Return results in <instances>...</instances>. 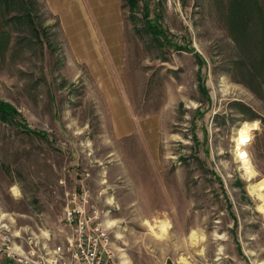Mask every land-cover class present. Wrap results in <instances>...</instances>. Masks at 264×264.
Masks as SVG:
<instances>
[{
	"label": "rangeland",
	"instance_id": "obj_1",
	"mask_svg": "<svg viewBox=\"0 0 264 264\" xmlns=\"http://www.w3.org/2000/svg\"><path fill=\"white\" fill-rule=\"evenodd\" d=\"M108 1L94 20L77 7L98 54L62 6L34 0L33 30L11 5L0 9V101L46 135L0 121V220L65 245L63 209L84 187L120 264H264L256 20L237 37L225 0H145L177 50L156 46L144 30L143 0L132 13L116 0L121 39L113 54L101 39L116 17ZM188 45L204 60L200 69ZM238 130L248 134L239 139L241 158ZM0 264L12 263L0 255Z\"/></svg>",
	"mask_w": 264,
	"mask_h": 264
},
{
	"label": "built area",
	"instance_id": "obj_2",
	"mask_svg": "<svg viewBox=\"0 0 264 264\" xmlns=\"http://www.w3.org/2000/svg\"><path fill=\"white\" fill-rule=\"evenodd\" d=\"M87 189L71 192L63 209L62 224L70 230L65 245L48 246L32 233L21 235L0 220V255L12 264H120L110 246L100 211L89 202Z\"/></svg>",
	"mask_w": 264,
	"mask_h": 264
},
{
	"label": "trees",
	"instance_id": "obj_3",
	"mask_svg": "<svg viewBox=\"0 0 264 264\" xmlns=\"http://www.w3.org/2000/svg\"><path fill=\"white\" fill-rule=\"evenodd\" d=\"M137 0H126L128 11L132 13L135 8ZM226 14L224 17L227 21V26L230 31L235 32L237 37H244V29L252 20H256L258 30L260 31L259 47L261 48L262 59L259 62H264V0H225ZM12 7L11 11H18L26 17L31 29L33 30L32 20L29 16V10L34 5V0H0V9L4 13L8 12L9 7ZM143 27L144 30L150 35L156 46H168L172 49H181V45L167 37V31H165L159 24V14L156 10H152L153 14L148 17L151 9L148 2L143 0ZM254 15V17H251ZM188 49L194 54L197 62V67L200 69L204 64V60L201 56L193 52L192 46L188 45ZM253 68V67H252ZM256 72V71H255ZM250 79L252 77L249 75ZM197 82L201 93L208 99L207 90L203 87L202 76L198 70ZM15 120H17L15 122ZM0 121L10 124H15L24 128L25 132H31L37 134L39 137H46L45 132L35 131L30 128H25V124L19 114V112L9 103L0 101Z\"/></svg>",
	"mask_w": 264,
	"mask_h": 264
},
{
	"label": "crops",
	"instance_id": "obj_4",
	"mask_svg": "<svg viewBox=\"0 0 264 264\" xmlns=\"http://www.w3.org/2000/svg\"><path fill=\"white\" fill-rule=\"evenodd\" d=\"M45 3L50 4L52 6H62L64 7L65 13L67 14V16H69L73 23H77L80 31L82 33V35L84 36V40L90 45V47L92 48V44L90 41V35L85 34V30L82 29V24H81V18L79 17V14L77 12V7H79L80 5L85 9L86 13H87V8L90 9V13H87L89 17H91V19H95V16L100 14L101 10H100V3H102V0H91L92 3L89 2V0H44ZM109 3L111 2L112 7L114 12L116 13V17L115 20L112 22V24H109V27L105 26L104 20V30L101 33V39L103 40V42L105 41L107 46H108V52L110 53H118L119 52V41L121 39V32L118 28V23L120 18L118 19L119 15H118V11H117V4H116V0H110L108 1ZM98 13V14H97ZM93 52H95L96 54L99 53V51H97L96 49L92 48L91 49ZM98 52V53H97Z\"/></svg>",
	"mask_w": 264,
	"mask_h": 264
},
{
	"label": "bare ground",
	"instance_id": "obj_5",
	"mask_svg": "<svg viewBox=\"0 0 264 264\" xmlns=\"http://www.w3.org/2000/svg\"><path fill=\"white\" fill-rule=\"evenodd\" d=\"M244 128V127H243ZM245 129H246V125H245ZM250 129H255V122H252V123H250ZM258 129V128H257ZM246 131V130H245ZM245 131H242V130H238V132H237V137H236V144H237V147H238V155L240 156V158H241V156L243 155V150L240 148V144H239V139L240 138H244V137H247L248 136V134H247V132H245ZM250 131V130H249ZM251 132V131H250ZM243 159H245L244 157H243ZM242 161V160H241ZM242 163V165H243V169H244V172H247V174H250L251 173V170H250V166H249V163H248V160H247V162L246 161H244V162H241ZM259 184V183H258ZM257 184V185H258ZM258 189V188H257ZM264 190V189H263ZM259 193V192H258ZM259 197H260V195H258ZM261 208H263L264 209V206L263 207H261Z\"/></svg>",
	"mask_w": 264,
	"mask_h": 264
}]
</instances>
